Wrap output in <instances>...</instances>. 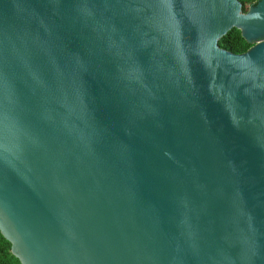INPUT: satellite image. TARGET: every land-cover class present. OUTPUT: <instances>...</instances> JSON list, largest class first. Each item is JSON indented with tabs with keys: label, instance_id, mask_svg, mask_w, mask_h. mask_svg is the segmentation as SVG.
<instances>
[{
	"label": "water",
	"instance_id": "water-1",
	"mask_svg": "<svg viewBox=\"0 0 264 264\" xmlns=\"http://www.w3.org/2000/svg\"><path fill=\"white\" fill-rule=\"evenodd\" d=\"M263 38L264 0H0L20 264H264Z\"/></svg>",
	"mask_w": 264,
	"mask_h": 264
},
{
	"label": "trees",
	"instance_id": "trees-1",
	"mask_svg": "<svg viewBox=\"0 0 264 264\" xmlns=\"http://www.w3.org/2000/svg\"><path fill=\"white\" fill-rule=\"evenodd\" d=\"M242 5V10L247 13L252 5H256L258 0H238ZM253 45L248 44L241 36L239 30H233L219 42V47L234 55L247 53ZM0 264H20L11 252V245L0 233Z\"/></svg>",
	"mask_w": 264,
	"mask_h": 264
},
{
	"label": "rangeland",
	"instance_id": "rangeland-1",
	"mask_svg": "<svg viewBox=\"0 0 264 264\" xmlns=\"http://www.w3.org/2000/svg\"><path fill=\"white\" fill-rule=\"evenodd\" d=\"M261 41H264V38Z\"/></svg>",
	"mask_w": 264,
	"mask_h": 264
}]
</instances>
